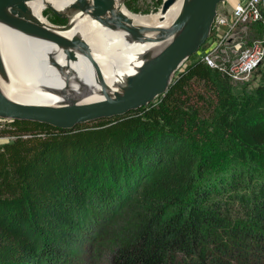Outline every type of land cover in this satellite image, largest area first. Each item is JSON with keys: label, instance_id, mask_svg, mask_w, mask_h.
Wrapping results in <instances>:
<instances>
[{"label": "trees", "instance_id": "1", "mask_svg": "<svg viewBox=\"0 0 264 264\" xmlns=\"http://www.w3.org/2000/svg\"><path fill=\"white\" fill-rule=\"evenodd\" d=\"M233 82L195 57L122 115L10 120L0 264H81L84 239L93 264H264V83Z\"/></svg>", "mask_w": 264, "mask_h": 264}, {"label": "bare ground", "instance_id": "2", "mask_svg": "<svg viewBox=\"0 0 264 264\" xmlns=\"http://www.w3.org/2000/svg\"><path fill=\"white\" fill-rule=\"evenodd\" d=\"M71 0H33L27 2L29 17L45 28L66 38L83 41L97 64L106 91H119L126 76L133 74L143 57L156 53L167 41H146L131 38L127 32L101 24L85 13L68 15ZM182 0H175L160 15L134 14L113 0L111 15L104 19L123 16L141 30L143 37L158 33L149 28L167 27L180 10ZM54 9L67 16V26L51 25L42 15L45 9ZM149 31H148V30ZM0 91L20 103L52 104L61 98H77L79 102L98 99V78L87 58L73 48L26 36L0 22ZM100 94V93H99Z\"/></svg>", "mask_w": 264, "mask_h": 264}, {"label": "water", "instance_id": "3", "mask_svg": "<svg viewBox=\"0 0 264 264\" xmlns=\"http://www.w3.org/2000/svg\"><path fill=\"white\" fill-rule=\"evenodd\" d=\"M29 1L33 0H0V22L26 36L81 52L98 78L101 97L85 102H79L75 97L68 99L69 101L63 100L67 102L32 104L11 100L0 91V118L33 121L69 129L76 124L122 115L143 107L164 94L176 70L204 43L216 13V6L222 0H182L180 10L169 26L149 28L158 33L154 37H143L141 30L121 15L104 19L105 13H112L113 0H71L66 7L67 16L85 13L103 25L124 30L134 39L142 37L146 41L157 42L169 38L156 53L143 57L137 70L125 77L119 91H112L111 94L106 91L99 68L86 44L78 37L66 38L32 20L27 7ZM173 2L175 0H161L159 14H164ZM50 10L67 20L66 15H60L51 8Z\"/></svg>", "mask_w": 264, "mask_h": 264}, {"label": "built area", "instance_id": "4", "mask_svg": "<svg viewBox=\"0 0 264 264\" xmlns=\"http://www.w3.org/2000/svg\"><path fill=\"white\" fill-rule=\"evenodd\" d=\"M224 11L223 14L216 11L209 30L211 36L198 48L203 47L196 57L231 81L244 80L264 59V0H239ZM251 24L261 26L257 39L246 43L234 36L237 28ZM9 121L0 118V130L8 128Z\"/></svg>", "mask_w": 264, "mask_h": 264}, {"label": "rangeland", "instance_id": "5", "mask_svg": "<svg viewBox=\"0 0 264 264\" xmlns=\"http://www.w3.org/2000/svg\"><path fill=\"white\" fill-rule=\"evenodd\" d=\"M236 1H239V0H222L219 4H217L216 11L219 12L220 14L225 13L226 11H224V8L229 9L230 6ZM160 2L161 0H122L123 6L128 11L134 14H142V15L157 13ZM42 15L46 19V21L50 23L51 25L58 26V27L67 26L66 24L68 21L53 14L50 9L43 10ZM261 32L262 30H261L260 25L251 24L247 26L246 28H242V27L237 28L235 30L234 36L238 39L241 38V40H245L246 43H248L251 40L257 39L260 36ZM208 35L210 37L211 33H209ZM202 49L203 47L201 49H198L196 53H194L186 61H184L182 65H180V67L176 70V72L180 71L186 65L188 61L195 58L197 54H199L202 51ZM217 50L219 51V49ZM263 83H264V59L260 63V65H258L256 69H254L244 80L233 82V84L237 86L236 89H240V90L244 89V91H252L257 86L263 85ZM97 95L101 96L99 93H97ZM68 99L70 98L57 99L53 103L58 102V101H63V100L69 101ZM156 99L157 98H154L151 102L155 103ZM67 101H63V102H67ZM6 140H8L6 135H0V143L5 142ZM91 242L92 240L90 239L88 240L84 239V241H76L73 245V248L76 250V255H78L79 257H83V263L85 264H88V263L93 264V260L89 256L91 252V247H89ZM70 264H78V263L70 262Z\"/></svg>", "mask_w": 264, "mask_h": 264}]
</instances>
